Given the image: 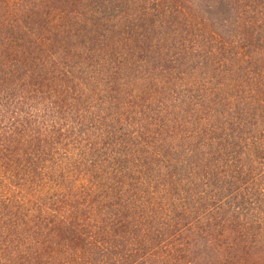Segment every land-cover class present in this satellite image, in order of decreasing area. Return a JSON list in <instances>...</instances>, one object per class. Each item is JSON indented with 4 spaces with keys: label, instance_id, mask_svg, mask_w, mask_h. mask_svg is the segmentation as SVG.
<instances>
[{
    "label": "trees",
    "instance_id": "16d2710c",
    "mask_svg": "<svg viewBox=\"0 0 264 264\" xmlns=\"http://www.w3.org/2000/svg\"><path fill=\"white\" fill-rule=\"evenodd\" d=\"M0 264H264V0H0Z\"/></svg>",
    "mask_w": 264,
    "mask_h": 264
},
{
    "label": "rangeland",
    "instance_id": "374dc122",
    "mask_svg": "<svg viewBox=\"0 0 264 264\" xmlns=\"http://www.w3.org/2000/svg\"><path fill=\"white\" fill-rule=\"evenodd\" d=\"M139 34H141V33H139ZM135 37V36H134ZM137 38H139L140 39V35H137ZM135 39V38H134ZM132 41H133V39H132ZM133 44H134V42H133Z\"/></svg>",
    "mask_w": 264,
    "mask_h": 264
}]
</instances>
